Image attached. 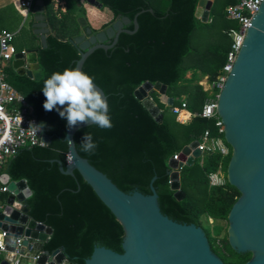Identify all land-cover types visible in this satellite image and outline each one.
Returning <instances> with one entry per match:
<instances>
[{
	"label": "trees",
	"instance_id": "16d2710c",
	"mask_svg": "<svg viewBox=\"0 0 264 264\" xmlns=\"http://www.w3.org/2000/svg\"><path fill=\"white\" fill-rule=\"evenodd\" d=\"M42 1L46 22L53 31L47 37V48L34 49L41 65V80L20 76L11 64L5 71L7 81L26 98L50 141L45 147L34 146L20 151L8 160L4 173L13 181L27 182L33 193L27 200L30 217L53 229L44 251L53 253L60 249L70 264H86L97 246L123 253L125 234L115 215L78 172L69 176L60 171L59 163L67 168V120L59 116L60 106L52 111L44 109L46 98L42 91L44 81L53 72L76 67L81 53L71 40L81 36L86 28L93 34L104 31L119 16L129 18L132 23L126 29L133 30V21L138 15V31L133 35L121 34L111 50L95 51L83 66V71L94 78L108 97V114L113 126L101 129L92 125L78 131L74 140L79 154L125 193L140 191L149 195L151 181L157 177L154 187L161 211L174 221L195 224L203 230L204 221L210 224V219L212 224L228 222V215L241 193L228 181L224 186L211 187L209 174L217 171L220 164L227 171L231 156L223 160L218 153L204 155L198 164L196 160L193 166L184 167L181 184L185 197L181 201L171 188L169 161L206 130L213 136L218 134L214 120L194 114L202 110L208 98L199 82L205 76L211 81L221 76L231 38L225 35L227 43L210 47L190 78L185 60L193 53V33L200 26L208 25L212 16L211 23H214L219 7L225 9L226 15L227 7L239 0H215L207 23L196 16L200 0H168L165 11L156 9L150 0H98L103 5L100 9L86 0H59L65 4V11L56 0ZM18 3L25 14L21 0ZM105 8L111 11L110 17L99 14ZM231 23L226 30L239 27L236 22ZM146 82H160L168 87V96L181 98L180 108H175L176 99L168 108L172 109L187 136L183 146L178 145L171 133L165 112H162L163 122L157 123L135 97L134 92ZM183 99L187 102L186 108L182 107ZM86 133H91L98 145L94 154L81 149ZM7 197L8 194L1 195V201ZM204 232L213 253L225 264H246L252 259V253L239 254L231 248L227 231L222 238Z\"/></svg>",
	"mask_w": 264,
	"mask_h": 264
},
{
	"label": "water",
	"instance_id": "95a60500",
	"mask_svg": "<svg viewBox=\"0 0 264 264\" xmlns=\"http://www.w3.org/2000/svg\"><path fill=\"white\" fill-rule=\"evenodd\" d=\"M89 2L99 9L103 7L98 0ZM209 2L200 0L196 12L197 18L204 23L209 19ZM149 11L154 12L153 9ZM131 23L129 18L119 16L110 27L97 34L86 28L81 36L70 41L81 53L76 67L83 71L86 60L95 51L111 50L121 34H135L139 29L138 15L133 21L134 29H126ZM43 25L46 28L41 42L42 47L47 48V37L53 30L48 23ZM13 68L20 76L41 80V65L36 52L18 53ZM96 86L108 102L104 90ZM167 90L168 87L160 82H146L134 92L157 123L163 122L164 115L152 95L155 93L161 104L172 107L175 98L168 96ZM218 113L225 126L224 139L232 149L226 171L227 181L241 193L228 215V242L239 254H253L246 264H264V2L220 93ZM92 125L87 122L68 127L65 140L72 164L64 168L59 163L60 171L69 176L78 172L115 215L125 235L123 253L97 246L86 264H225L213 253L201 227L179 223L162 213L154 187L157 177L151 181V194L145 195L140 191L125 193L79 154L75 134ZM43 134V140L49 143L50 138L44 129ZM198 145V141L192 142L181 150L178 161H169L171 188L176 191L175 197L179 201L185 197L181 172L201 157ZM0 180L9 188L8 198L0 205V231L7 232V250L13 251L15 239L23 237L24 247L32 249L33 257H39L30 264H70L62 250L44 251L53 229L30 217L27 200L33 193L27 182L13 181L8 174H3ZM12 261L6 257L0 264H12Z\"/></svg>",
	"mask_w": 264,
	"mask_h": 264
},
{
	"label": "built area",
	"instance_id": "2783aa9c",
	"mask_svg": "<svg viewBox=\"0 0 264 264\" xmlns=\"http://www.w3.org/2000/svg\"><path fill=\"white\" fill-rule=\"evenodd\" d=\"M263 2L264 0H239L237 4L230 5L226 9V17L230 21L236 22L239 27L224 31V34L231 38V47L227 53L221 76L214 81L205 76L199 82L208 94V98L204 102L202 110L196 112L194 116L214 120L218 130L216 136H213L210 130H206L196 140L199 143L198 148L201 151V157L218 153L224 160L231 156L232 149L224 139L225 126L218 113L220 93L243 47L253 19ZM34 3L35 0H22L21 7L29 12L32 10ZM14 38L15 34L9 31H2L0 34V178L8 160L14 158L20 151L34 146L45 147L48 145L43 140V128L31 112L28 101L7 81L6 66L12 63L19 53L14 45ZM182 107H187L185 99H183ZM173 159L178 161L180 155L174 156ZM66 163L67 166L72 164L69 151L66 154ZM209 182L210 186L214 188L226 184L227 174L223 164H220L217 171L209 174ZM0 193H9L8 185L1 183V181ZM7 238V232H2L0 235V256L9 253L13 259L12 264H23L24 261L36 262L38 260V256H32V249L24 247L23 237L15 239L14 250L11 252L7 250L9 246ZM218 245H220V242H218Z\"/></svg>",
	"mask_w": 264,
	"mask_h": 264
},
{
	"label": "clouds",
	"instance_id": "9594fccd",
	"mask_svg": "<svg viewBox=\"0 0 264 264\" xmlns=\"http://www.w3.org/2000/svg\"><path fill=\"white\" fill-rule=\"evenodd\" d=\"M42 91L46 98L44 109L52 111L60 106L59 116L67 120L69 128L87 122L101 129L113 126L106 98L97 88L94 78L79 67L53 72L44 81ZM80 146L85 153L94 154L98 145L92 134L86 133Z\"/></svg>",
	"mask_w": 264,
	"mask_h": 264
},
{
	"label": "rangeland",
	"instance_id": "374dc122",
	"mask_svg": "<svg viewBox=\"0 0 264 264\" xmlns=\"http://www.w3.org/2000/svg\"><path fill=\"white\" fill-rule=\"evenodd\" d=\"M150 1L152 2L153 6L156 9L161 11H164L167 4H169L168 0H150ZM217 12L216 14H218V17L216 18L214 23H211L212 20L214 19V17L212 16L209 21L210 23L208 25L203 27L200 26V28H198L193 33L191 39L193 53L185 60L186 67L188 69L190 68L189 73L187 74L188 78L191 77L193 70L199 69L200 62H202L205 59V54L210 47L228 42V38L225 36L224 31L226 30V28H228V26H231L232 23L226 17L225 9L223 7H219ZM99 14H102L101 15L102 17H110L112 13L109 9L105 8ZM10 30L15 32L14 45L18 49V51H20L22 48H26V45L31 46L30 45L32 44L31 34L27 29H23L19 32V26H16V27H11ZM152 98L159 106L161 111L165 112L166 122L170 127L171 133L177 139L178 145L183 146L187 136L185 135L184 129L176 121V115L174 114L172 109H169L164 104H161L156 95H152ZM175 99L177 101L175 108L178 109L180 108L181 98L179 97V95H177ZM199 161L200 159H197V164ZM209 222L211 225L208 224L206 221H204L203 228L211 237L222 238L226 236V231H227L226 229L229 226V223L227 221H223L222 223L217 221L215 224H212L213 220L210 219ZM24 263H26V261H24Z\"/></svg>",
	"mask_w": 264,
	"mask_h": 264
},
{
	"label": "crops",
	"instance_id": "0c3cea01",
	"mask_svg": "<svg viewBox=\"0 0 264 264\" xmlns=\"http://www.w3.org/2000/svg\"><path fill=\"white\" fill-rule=\"evenodd\" d=\"M56 1H57V5H59L65 11V4L63 2H59V0H56ZM209 1H210L209 2L210 11H211V8L214 5L215 0H209ZM86 3H88L89 5H93L91 4V2H89V0H86ZM168 6L169 4H167V6L165 7V10L168 9ZM44 10H45L44 2L42 3L41 0H35L32 10L29 12L26 11L25 14L23 13V10L19 7L18 0H0V34L2 31H9L15 34V32L10 30V28L16 27V26H19V32L23 29H27L29 33L31 34L32 44H30L31 46L26 45V48H22L18 52L19 53L20 52H26V53L34 52L35 48L42 46L41 36H42L43 30H45L46 28L43 25L44 22H46ZM91 13L93 12L91 11ZM209 16H210V13H209ZM13 61L12 63H10L12 66H13ZM4 170L2 171V175L6 174L4 173ZM6 194L9 195V193H6ZM1 195L3 194L0 193V205L2 204ZM1 233L2 231H0V235ZM3 257L12 258V256L9 253L3 254L0 256V262L4 259ZM23 264H30V261L29 262L26 261V263L23 262Z\"/></svg>",
	"mask_w": 264,
	"mask_h": 264
}]
</instances>
